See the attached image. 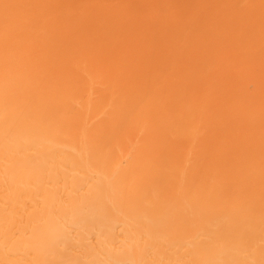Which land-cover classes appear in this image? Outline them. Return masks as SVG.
I'll return each instance as SVG.
<instances>
[{
    "label": "bare ground",
    "instance_id": "1",
    "mask_svg": "<svg viewBox=\"0 0 264 264\" xmlns=\"http://www.w3.org/2000/svg\"><path fill=\"white\" fill-rule=\"evenodd\" d=\"M0 264H264V0H0Z\"/></svg>",
    "mask_w": 264,
    "mask_h": 264
}]
</instances>
